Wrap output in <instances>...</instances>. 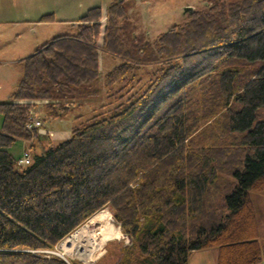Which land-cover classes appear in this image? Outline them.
<instances>
[{
	"label": "trees",
	"instance_id": "16d2710c",
	"mask_svg": "<svg viewBox=\"0 0 264 264\" xmlns=\"http://www.w3.org/2000/svg\"><path fill=\"white\" fill-rule=\"evenodd\" d=\"M125 2L88 8L75 34L16 62L0 102V264H68L45 251L105 207L130 241L116 264H187L209 248L216 264H264L252 197L264 192V0H211L152 41ZM99 53L120 59L102 76ZM102 92L68 139L26 128L38 101L58 119Z\"/></svg>",
	"mask_w": 264,
	"mask_h": 264
},
{
	"label": "rangeland",
	"instance_id": "374dc122",
	"mask_svg": "<svg viewBox=\"0 0 264 264\" xmlns=\"http://www.w3.org/2000/svg\"><path fill=\"white\" fill-rule=\"evenodd\" d=\"M112 0H0V102L8 101L21 76L18 60L33 53L45 42L58 35H73L77 32L76 20L92 6H100L102 13ZM211 0H126L130 23L134 34L144 35L148 41L175 24H181L189 13L185 8L201 9ZM53 14V20L40 21L45 14ZM105 14V13H104ZM97 43L101 45L103 24ZM101 74L120 62L117 57L101 54ZM150 69V67H148ZM147 69V70H148ZM105 101V95L95 97L81 106L73 105L70 114L64 118L46 119L38 101L33 115L42 119L46 131L52 127L69 129L73 117L82 115L76 124L92 115V111ZM39 117V118H38ZM1 122V115H0ZM20 144L11 148L14 154ZM27 150V149H26ZM260 213V223L264 227V192L253 194ZM114 222L109 208L105 207L91 216L80 227L60 241L45 254L56 255L68 264H116L119 249L129 244V239L121 233ZM90 242V245L88 244ZM187 264H216V249L209 248L192 252ZM263 264V262L259 263Z\"/></svg>",
	"mask_w": 264,
	"mask_h": 264
},
{
	"label": "crops",
	"instance_id": "0c3cea01",
	"mask_svg": "<svg viewBox=\"0 0 264 264\" xmlns=\"http://www.w3.org/2000/svg\"><path fill=\"white\" fill-rule=\"evenodd\" d=\"M101 65H102L101 53H99V72H100V75L102 76L103 74H101ZM100 94H102V93H100ZM94 97L95 96H91L90 98L86 99L83 103L91 101ZM71 127H72V123L70 124V128ZM42 128L46 130V128L43 126V123H42ZM70 128L69 129H63V130L59 129V128L55 129L54 127H52V124H51V129H49V132H51L52 135L50 136V138L54 141H60V140L68 139L70 136ZM17 144H20L21 149L17 150L16 155L20 156L22 151L28 149V145L30 144V142L25 141V140H20Z\"/></svg>",
	"mask_w": 264,
	"mask_h": 264
},
{
	"label": "built area",
	"instance_id": "2783aa9c",
	"mask_svg": "<svg viewBox=\"0 0 264 264\" xmlns=\"http://www.w3.org/2000/svg\"><path fill=\"white\" fill-rule=\"evenodd\" d=\"M26 128L28 130H33L36 129L37 133L39 135H49L51 136V132L46 131L45 129L42 128V122L40 119H37L35 117H30L29 121L26 124ZM31 158H30V153L28 150L22 151L20 157L17 160V165L24 167L30 164Z\"/></svg>",
	"mask_w": 264,
	"mask_h": 264
},
{
	"label": "water",
	"instance_id": "95a60500",
	"mask_svg": "<svg viewBox=\"0 0 264 264\" xmlns=\"http://www.w3.org/2000/svg\"><path fill=\"white\" fill-rule=\"evenodd\" d=\"M185 9L188 10L189 13L192 11V8L191 7H187Z\"/></svg>",
	"mask_w": 264,
	"mask_h": 264
}]
</instances>
